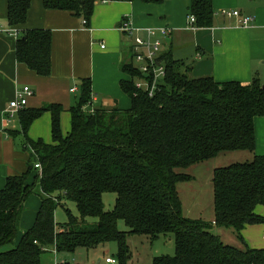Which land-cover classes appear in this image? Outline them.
I'll use <instances>...</instances> for the list:
<instances>
[{"label": "trees", "instance_id": "obj_1", "mask_svg": "<svg viewBox=\"0 0 264 264\" xmlns=\"http://www.w3.org/2000/svg\"><path fill=\"white\" fill-rule=\"evenodd\" d=\"M41 1L46 9L66 11L88 24L95 3L104 0ZM6 4V24L20 28L17 62L39 76H49L51 30L24 28L31 0H6ZM188 15L194 16L196 27H210L212 0H190ZM125 56L119 70L127 78L118 83L130 99L128 108L115 104L85 109L91 104L92 89L90 77H84L74 105L64 109L51 102L18 112L19 132L30 157L26 170L8 175L0 188V264H42L49 246L60 253L113 241L118 264H125L127 236L145 235L151 240L166 233L173 235L174 252L153 256L151 264H264V247L225 244L213 228L232 227L242 240L248 224H264V215L256 211L257 206L264 207V155L214 168L210 222L182 215L176 187L192 178L179 172L181 168L228 151L254 152V119L264 116V83L256 75L246 84L193 76L190 64L166 50L158 57L165 76L149 96L135 87L133 80L144 75L133 65L129 50ZM64 110L69 112L66 134L60 128ZM43 112L50 114V142L27 134ZM33 170L36 174L27 183ZM33 192L41 200L34 223L11 245L24 202ZM105 193L115 194L110 210L104 207ZM66 202L75 205L77 216ZM58 206L68 215L62 225L55 220ZM119 222L125 230L119 229Z\"/></svg>", "mask_w": 264, "mask_h": 264}, {"label": "crops", "instance_id": "obj_2", "mask_svg": "<svg viewBox=\"0 0 264 264\" xmlns=\"http://www.w3.org/2000/svg\"><path fill=\"white\" fill-rule=\"evenodd\" d=\"M189 4L190 0H156L151 3L141 0H104L95 3L88 24H84L80 17L66 11L46 9L41 0H31L24 28L50 29L53 36L52 71L49 77H44L35 74L25 64L17 62L16 36L5 31L11 27L6 24L5 19L6 0H0V188L4 186L8 175L26 170L24 163L30 157L25 148L24 136L19 132V121H16L18 116L14 120L7 119L6 109L16 90L21 85H27L25 83L32 85L33 95L27 102V107H40L46 102H54L62 103L67 108L63 86H69L70 78L80 79L92 75L91 89L94 92V89L98 91L95 75L100 74L106 81L105 85L112 89L109 94L115 93L114 85H119V80L126 77L119 70V65L125 60L131 42L129 35L119 29L125 18L136 29L168 27L169 35L161 36V51L170 50L174 59L190 64L193 76H212L219 82L235 80L246 84L256 75L264 83V0H212V25L194 29L188 28ZM221 9H236L242 15H250L253 19L249 26L243 27L239 25L236 17L222 15ZM91 40H99L104 45L99 48V62H88L86 50ZM58 86H62L61 94H43L44 89ZM73 88L76 90L73 86L69 91L75 92ZM97 94L98 92L92 95L91 103L94 101L100 104L94 107L110 108L116 104L115 100L104 106ZM254 133V152L248 153L251 157L264 155V116L255 117ZM19 135L23 136L20 144L16 138ZM244 155L246 153H238L236 157ZM35 174L36 170H33L27 183L31 182ZM40 203V197L35 194L25 200V210L19 221L21 230L13 241L15 244L24 231L32 227ZM259 214L264 215L263 208ZM242 237L246 240V247L263 248L264 224H248L242 230ZM221 241L223 242L222 239ZM85 250L86 260L83 264H112L105 261L110 256L104 257L103 247ZM73 253L74 251L56 253L48 249L42 256V264H52L55 261L57 264H80L73 257ZM44 256L47 257L43 260Z\"/></svg>", "mask_w": 264, "mask_h": 264}, {"label": "rangeland", "instance_id": "obj_3", "mask_svg": "<svg viewBox=\"0 0 264 264\" xmlns=\"http://www.w3.org/2000/svg\"><path fill=\"white\" fill-rule=\"evenodd\" d=\"M248 1V0H247ZM99 40H91L89 48L86 50V55L89 58L88 62H92L95 60L96 62L100 60L99 48H100ZM99 62V61H98ZM90 79L92 75H88ZM126 76V75H125ZM46 77V76H44ZM49 77V76H48ZM124 78H127L124 77ZM96 82V91L92 92L96 94L98 92V97L102 100V104L104 106H108L112 104L116 100V104L119 108L126 109L130 106L129 97L122 92L119 85H114L115 93L109 94V91L112 90L111 87L106 86V81L104 77L100 74L95 75ZM28 86L32 87L31 84L25 83ZM60 84V83H58ZM68 85L65 84L63 86L64 92L66 93L65 99H67L68 106L74 105L80 94V79L78 77L70 78ZM76 87L75 92H70V87ZM37 92V91H36ZM63 92L62 86H58L55 88L44 89L43 94L46 95H56L61 94ZM102 94H104L102 96ZM96 95V96H97ZM31 96L28 98V102ZM110 100V101H109ZM112 102V103H110ZM47 103V102H46ZM51 103V102H50ZM62 104V103H61ZM100 104L99 102L92 101L91 104H87L85 109L91 110V107L97 106ZM63 105V104H62ZM67 106V107H68ZM113 106V105H111ZM27 107V106H26ZM64 107V105H63ZM66 108V107H64ZM16 113L14 116L10 118V120L17 119ZM36 120V121H35ZM34 123L28 129V136L33 139L37 137H41L44 142L51 141L50 134V114L49 112H43L38 118H36ZM18 121V120H16ZM60 128L62 133L66 134L69 130V112L64 110L60 115ZM17 141L22 140L23 136L19 135L16 137ZM238 153H246L243 157H236ZM247 150L244 151H234V152H224L219 156L207 159L202 162L194 163L189 165L188 167L181 168L178 171L182 173H187L192 176L190 180L180 181L176 184L177 192L181 201V213L183 216L192 219H202L203 221L210 222L214 218V206H213V185H212V175L215 167L218 166H227L230 163L236 162H246L251 161L253 157H251ZM248 154V155H247ZM232 155V156H230ZM29 157L25 160V168H27ZM22 172V171H21ZM33 180V179H32ZM31 180V181H32ZM36 188V187H35ZM34 195V192L32 193ZM36 195V194H35ZM115 194L114 193H105L103 196V203L106 210L112 209L114 205ZM69 211L72 215L77 216V210L73 203L66 202L65 203ZM264 209L263 206H257L256 211L258 213ZM25 210V207H24ZM23 210V211H24ZM23 213V212H22ZM68 219L67 213L64 211V208L58 206L55 210V220L59 225H62ZM90 221H95V219H90ZM20 223L18 224V231L21 230ZM119 229L125 230L126 226L123 222H119ZM216 232L225 244L237 245L239 247H245L247 244L246 240L243 238L240 240L235 234L232 227H216L213 226ZM232 240V241H229ZM229 242V243H228ZM11 245H15L13 242ZM10 245V246H11ZM9 246V247H10ZM126 247L127 254L124 260L125 264H151V259L153 256L161 255V254H169L172 255L174 252V242L172 233L161 234L155 239H149L145 235H129L126 238ZM51 246L48 247L50 249ZM104 257L110 256L114 257L118 260L117 256V245L116 242H108L103 247ZM51 255V254H50ZM77 259L80 264H83L86 260V250L85 248H78L74 250L73 257ZM47 256H44L43 260L46 259Z\"/></svg>", "mask_w": 264, "mask_h": 264}, {"label": "built area", "instance_id": "obj_4", "mask_svg": "<svg viewBox=\"0 0 264 264\" xmlns=\"http://www.w3.org/2000/svg\"><path fill=\"white\" fill-rule=\"evenodd\" d=\"M220 13L227 17H236L239 25L243 27L249 26L253 19L250 15H242L236 9H221ZM187 22L189 29L196 27L193 15L187 16ZM83 23H85V20H83ZM119 29L129 35L131 42L128 50L132 55V63L144 75L143 77L134 79V85L151 96L165 76L164 64L158 62V57L162 49L161 36L169 35L170 29L168 27L136 29L131 26L128 18L123 19ZM5 31L14 34L16 37L19 33L17 29L13 28H7ZM101 47H104V45L101 44ZM72 90H75V88ZM32 95L33 89L30 86L21 85L16 90L13 99L9 101L6 109L7 119L10 120L12 116L26 107L28 98ZM34 166L40 169L38 163H35ZM52 250L55 252L54 249ZM105 261L116 264V260L110 257L105 258ZM52 264H57V262L55 261Z\"/></svg>", "mask_w": 264, "mask_h": 264}]
</instances>
